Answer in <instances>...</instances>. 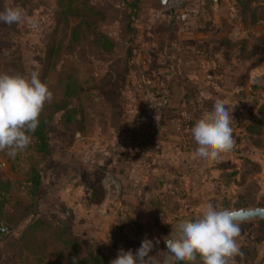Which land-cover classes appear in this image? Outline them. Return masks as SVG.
Instances as JSON below:
<instances>
[{
	"label": "rangeland",
	"instance_id": "374dc122",
	"mask_svg": "<svg viewBox=\"0 0 264 264\" xmlns=\"http://www.w3.org/2000/svg\"><path fill=\"white\" fill-rule=\"evenodd\" d=\"M90 1L103 11V15L92 16L85 24L83 17L60 14L57 0H0V11L5 5L21 7L31 17L46 19L44 27L34 32L25 23H0V73L30 75L33 71L37 72L53 93L52 99L45 105L61 101L64 80L69 75L72 78L71 104L81 108L82 113V118L80 113L77 115L78 122L63 125L59 118H55L48 125L47 154L39 153L32 140L13 158H9L7 150H0V162L6 163L0 169V176L10 175L13 181L18 182L3 217L10 233L0 237V264H27L28 259L34 264H67L74 251L69 245L63 247L52 241L48 224L58 228L64 226L68 237L78 245L77 256L89 260L102 254L104 264H111L121 249L135 252L146 238L153 241L150 255L163 251V242L172 230L170 224L195 215L206 204L210 203L218 210L264 207V69L256 71V67L264 61L261 58L264 53V6L258 10L256 2L251 5L255 12L260 11L263 20L259 26L248 28L250 35L259 38L249 42L247 47L250 50L257 45L256 52L260 56L256 53L248 55L237 80L245 79V90L237 91L235 96L244 98L246 105L242 113L231 114L234 147L210 166L184 169L183 179L170 182L167 189L172 187L174 195L168 198H171V205L177 207L172 213L154 205L155 201L166 196L167 189L155 197H146L147 186L142 185L140 180L135 187L128 183L132 178V169L140 168L142 164L138 158L129 159L126 166L117 165L109 158L107 164H99L92 157L97 153L89 154L86 163L84 160L80 163L78 159L74 162L65 160V148L76 140L75 132L93 140L96 127L106 135L108 127L116 130L121 129L123 124L132 125L139 108L134 85L126 88L122 76L118 75L112 83L97 77L85 61V54L96 53L99 47L106 51L114 50L121 56L120 63L123 64L125 56L127 59L134 53L137 61L144 60L150 67V53L144 49L147 40L143 34L155 20L162 18L182 26L183 22L177 18L188 11L194 14L192 21L198 19L203 27L213 12L217 24L221 26L226 17L236 11L230 8L228 0H220L219 8L213 0H169L166 5H162L160 0H138L137 8L129 10L130 16L122 0ZM247 16L250 19L249 14ZM237 17L240 18L238 13ZM130 18H134L137 24L132 30ZM166 31L158 32H162L163 36L168 35ZM47 48L51 50L49 63L54 68L43 79L41 68L48 56ZM122 64L119 66L121 70ZM131 73L134 79L136 67ZM253 75L256 79L251 84ZM157 85L163 86L160 83ZM102 97L105 105L97 103ZM123 118L128 120L122 121ZM246 126H253L258 132L247 131ZM105 138L110 141L107 135ZM192 142L189 139V143ZM70 163L72 166H69ZM33 167L40 173L39 187L34 196L30 191L25 195L22 178ZM124 167L128 168L126 172ZM146 169L140 168V174ZM233 170L236 174L232 182H221L225 173ZM221 172H225L222 177L219 176ZM69 174H73L82 190V199L76 195L71 207L64 192L65 183L71 176ZM137 198L144 203H139ZM241 200H248L250 205H244L245 201L240 203ZM38 219L43 222L33 225ZM238 226L236 242L239 252L230 258L229 264H264V220L238 223ZM25 243L30 246L29 249L23 248ZM157 258L162 259V256Z\"/></svg>",
	"mask_w": 264,
	"mask_h": 264
},
{
	"label": "crops",
	"instance_id": "0c3cea01",
	"mask_svg": "<svg viewBox=\"0 0 264 264\" xmlns=\"http://www.w3.org/2000/svg\"><path fill=\"white\" fill-rule=\"evenodd\" d=\"M213 2L218 8L220 7V0H213ZM228 4L235 11L231 0H228ZM261 4L264 6L263 2ZM262 20L254 26H245L241 18L237 17V12H234L226 17L223 25L219 26L212 12L209 22L203 27L199 25V20L195 19L184 26L166 31L168 35L163 36L162 32L152 30V23L147 26L143 37L147 40L144 49L146 48L150 53L148 54L150 67H148L155 81L167 88L169 104L163 111V130L158 136L157 148L147 166V171L142 170L143 174H140L141 167H135L132 169V178L128 181L133 187L138 185L139 180L142 185H146L144 194L146 197H155L162 193V190L167 189L166 183L174 174H178V178L183 179L184 169L206 166V164L193 160L195 145L193 142V145L190 144L189 139L192 140V127L211 110L217 100L227 105L232 115L242 113L246 100L240 96L236 97L235 93L245 90L246 83L245 79L240 82L237 80L242 73V65H245L248 60V55L254 56L258 53L256 52L258 51L257 45L250 50L247 47L249 42L259 38L250 35L248 28L259 26ZM233 34L241 38L233 40L231 38ZM160 48L162 49L158 50ZM197 52H203V56H199ZM133 57H135L134 53L130 54L127 59L125 56L123 65L120 63L121 56L114 50L106 51L99 47L96 53L87 52L85 61L93 68L97 77L108 83L114 82L116 75L122 76L127 88L133 86L131 73L134 68L131 63ZM261 58H264V53L261 54ZM121 64L123 65L122 70L119 67ZM256 68L262 72L264 61ZM104 101L102 97L97 103L105 105ZM124 109L126 111V107ZM126 119L123 118L122 121H127ZM108 129L109 132L106 135L110 141L106 140V135L99 127L94 130L93 140H89L88 136L79 132L80 138H76L71 146L65 148V160L74 162L78 159L80 163L83 160L86 163V157H90L89 154L97 153L92 157L96 158L99 164H104V162L107 164L109 158L117 165L126 166L125 163H128L131 158L125 149L119 148L123 147L129 139L131 124H123L121 129L112 130L110 127ZM116 149L118 154H115ZM69 166H72L71 163ZM127 169L124 167L123 171L126 172ZM69 175L71 176L65 183L64 192L67 194L66 202L71 207L76 200V195L82 199V194H80L82 190L73 174ZM5 176L10 181L14 179L13 176ZM160 181H165V185L160 186ZM138 202L142 204L144 200L139 199ZM135 204L139 206L136 201ZM8 206L7 204L6 210Z\"/></svg>",
	"mask_w": 264,
	"mask_h": 264
},
{
	"label": "clouds",
	"instance_id": "9594fccd",
	"mask_svg": "<svg viewBox=\"0 0 264 264\" xmlns=\"http://www.w3.org/2000/svg\"><path fill=\"white\" fill-rule=\"evenodd\" d=\"M0 23H25L32 29L39 26V21L23 8L8 5L0 11ZM231 38L241 37L233 34ZM52 96L35 71L30 75L0 73V150H7L9 158L29 145V133L38 127V117ZM232 120L228 106L217 100L191 129L193 160L214 163L233 149ZM190 217L194 218L192 222ZM190 217L170 224L172 231L165 238L166 251L150 255L153 241L146 238L135 252L121 249L111 264H192L197 256L202 264H229L230 258L239 252L236 242L239 226L234 214L209 203Z\"/></svg>",
	"mask_w": 264,
	"mask_h": 264
},
{
	"label": "trees",
	"instance_id": "16d2710c",
	"mask_svg": "<svg viewBox=\"0 0 264 264\" xmlns=\"http://www.w3.org/2000/svg\"><path fill=\"white\" fill-rule=\"evenodd\" d=\"M129 1L130 0H122V3L128 7V14L130 13L129 10L137 8V4L139 2L138 0H131V2ZM231 1L233 4V8L239 14L245 26H254L262 20V15L260 14V11L255 12V8H251L252 7L251 5L254 2H256L258 10L262 9L263 4H261L262 2H260V0H231ZM57 2H58L60 14L65 15V16L83 17L86 19L85 24H88L87 19H89L90 17L97 16V15H103V11L96 8L91 3L90 0H57ZM80 10H83L84 12L81 13ZM184 12L186 13L187 17H186V20L183 22L182 26L190 23L194 17L193 13L191 14L188 11H184ZM248 14H249L250 19L247 16ZM130 21H131L129 22L130 29L132 30L134 29V25L136 22L134 21V18H130ZM177 27H180L178 23L176 22L170 23L161 18V19L155 20L152 26V30L153 31H160V30L169 31ZM50 52L51 50L47 48L48 56L45 58L44 65L41 68L43 79H45L47 75L49 74V72L51 71V69L54 68V65H51L49 63V60L51 59V56H52L51 55L52 53ZM71 79H72L71 76L68 75L64 80L65 86H64V90L61 96V101L58 103L54 102L49 105H44L38 117V120H39L38 127L36 128L34 132L29 133L31 140L33 141L35 148L39 153L47 154L49 151L48 149V146H49L48 125L55 118L56 119L59 118V120L62 122L63 125L71 121L78 122L79 118L77 117V115L79 113H80L79 117L82 118L81 108L71 104V99H72L71 97L72 93L70 90ZM81 122H83V119H81ZM246 130L258 132L257 130H254L253 126H246ZM78 133L79 132H75V134H78ZM222 173H225V172H221V174H219L220 177H222ZM235 174H236L235 170L225 173V177H222L221 182H225V183L232 182L231 181L232 177H235ZM23 177L24 178H22L21 183L24 185L25 190H23L22 192L26 195V192L29 193L30 191L32 196H34V194L36 193L39 187L40 173L33 167L31 168V170L24 173ZM178 177H179L178 174H174L169 182L166 183L165 181H160L159 184L160 186H163L165 185V183L167 185H169L170 182L176 183V181H178L177 180ZM17 183L18 182L10 181L6 176H0V225L5 224L3 220V217L6 215V211H7L5 207L7 204H9L8 203L9 199L13 195L12 193H13L14 186L18 185ZM165 191H166L165 192L166 196H163V198L155 201L154 205L157 206L159 209L163 207L165 210L169 209V211L174 213L176 212L177 207H175L174 205H171L170 203V200L171 198H173L172 196L174 195V190L171 187ZM170 196L171 198L169 199L168 197ZM243 201H245L244 205H250L248 200H241L240 203ZM41 222H43V220L38 219L33 225L38 226L39 224H41ZM54 226L55 225L52 226L51 224H48V227L51 230V234L53 235L52 241L58 242L59 245L61 244L63 247L64 246L66 247V245H69L74 251V253L70 257L67 264H90L91 262L89 260L94 261L96 264H104L102 260V254H97L96 256H94L93 259H89V260H85L83 257L79 255L77 256L78 245L75 244L71 240L70 237H68L64 226H60V228H58V226H55V227ZM22 235H23V232L19 236L18 238L19 240L21 239ZM29 244L31 246V242ZM30 246L25 243L23 248L26 247L27 249H29ZM61 257H65V256L61 255ZM27 264H34V263L32 262V260L28 259ZM192 264H202L200 257L197 256L196 260L193 261Z\"/></svg>",
	"mask_w": 264,
	"mask_h": 264
},
{
	"label": "built area",
	"instance_id": "2783aa9c",
	"mask_svg": "<svg viewBox=\"0 0 264 264\" xmlns=\"http://www.w3.org/2000/svg\"><path fill=\"white\" fill-rule=\"evenodd\" d=\"M264 2V0H260ZM186 13L182 12L177 19L184 22ZM39 26L32 29L31 32L43 28L46 24L45 17H36ZM199 56H203V52H197ZM142 59V58H141ZM131 59V63L136 67V75L133 79L135 94L138 100L139 108L135 113L131 125V133L129 139L125 142L121 150L125 149L130 158H138L142 161L139 165L146 168L152 160L158 143V136L163 130V111L169 104V93L165 86H158L153 74L151 73L144 60ZM258 71V70H256ZM256 76L251 77V84L254 83ZM80 138L79 134L75 135ZM117 149L115 150V152ZM5 167L4 162H0V169ZM10 233V229L5 225H0V237Z\"/></svg>",
	"mask_w": 264,
	"mask_h": 264
},
{
	"label": "water",
	"instance_id": "95a60500",
	"mask_svg": "<svg viewBox=\"0 0 264 264\" xmlns=\"http://www.w3.org/2000/svg\"><path fill=\"white\" fill-rule=\"evenodd\" d=\"M160 1L162 5H166L169 0H160ZM229 211H231L234 214L237 224L246 223V222L253 221V220H264V207L253 206V207H247V208L233 209ZM193 219L194 218H189L190 222H192ZM166 250L167 249H166L165 240H164L163 251H166Z\"/></svg>",
	"mask_w": 264,
	"mask_h": 264
}]
</instances>
